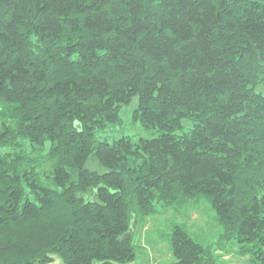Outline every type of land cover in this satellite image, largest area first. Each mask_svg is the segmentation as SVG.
<instances>
[{
    "label": "trees",
    "instance_id": "16d2710c",
    "mask_svg": "<svg viewBox=\"0 0 264 264\" xmlns=\"http://www.w3.org/2000/svg\"><path fill=\"white\" fill-rule=\"evenodd\" d=\"M202 200L168 264H264V0H0V264H134Z\"/></svg>",
    "mask_w": 264,
    "mask_h": 264
},
{
    "label": "rangeland",
    "instance_id": "374dc122",
    "mask_svg": "<svg viewBox=\"0 0 264 264\" xmlns=\"http://www.w3.org/2000/svg\"><path fill=\"white\" fill-rule=\"evenodd\" d=\"M138 98H134L130 105L125 106L121 111L123 118L122 125L109 126L107 131L101 135L102 140L115 141L122 136H130L135 140L140 137L150 138L152 135L148 134L139 123H135L132 113L137 107ZM89 168H94L87 163ZM215 213L211 209L209 203L202 200L199 206H189L180 211L175 212L173 208H160L159 212L146 219L143 227V236L137 263L134 264H168L173 260L170 257L168 241V233H171V228L174 224H181L187 226L199 236V240L211 245L218 238L219 229L216 227ZM143 246V247H142ZM225 258V259H223ZM219 260L220 264H243L242 260L234 255H227ZM55 264H62L56 262Z\"/></svg>",
    "mask_w": 264,
    "mask_h": 264
},
{
    "label": "crops",
    "instance_id": "0c3cea01",
    "mask_svg": "<svg viewBox=\"0 0 264 264\" xmlns=\"http://www.w3.org/2000/svg\"><path fill=\"white\" fill-rule=\"evenodd\" d=\"M56 262H59V263H60L61 261L57 259V261H55V262H53V263H51V264H55ZM61 263H62V262H61ZM62 264H63V263H62Z\"/></svg>",
    "mask_w": 264,
    "mask_h": 264
}]
</instances>
